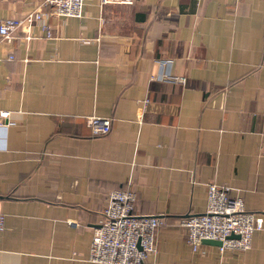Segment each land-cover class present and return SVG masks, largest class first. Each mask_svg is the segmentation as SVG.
Instances as JSON below:
<instances>
[{
  "label": "crops",
  "instance_id": "0c3cea01",
  "mask_svg": "<svg viewBox=\"0 0 264 264\" xmlns=\"http://www.w3.org/2000/svg\"><path fill=\"white\" fill-rule=\"evenodd\" d=\"M40 2L0 0V20ZM85 3L52 37L23 25L0 42V264H102L88 257L117 188L164 218L144 264H264V229L221 256L179 226L213 181L264 218V0Z\"/></svg>",
  "mask_w": 264,
  "mask_h": 264
},
{
  "label": "built area",
  "instance_id": "2783aa9c",
  "mask_svg": "<svg viewBox=\"0 0 264 264\" xmlns=\"http://www.w3.org/2000/svg\"><path fill=\"white\" fill-rule=\"evenodd\" d=\"M85 4V0H41L38 7L23 17L0 20V42H12L23 25L38 26L48 37H52L50 18L82 17ZM43 7L49 9L46 11ZM32 37L31 32L25 36L27 40ZM9 57L14 58L13 55ZM167 61L160 60V64L164 65ZM163 79L186 82L185 76L176 74H166ZM86 121L94 135H104L111 130L109 117L91 115L86 116ZM136 203L137 193L132 189L117 188L111 192L94 231L89 260L102 264H144L151 254L157 252L158 232L164 218L157 214L138 213ZM4 226L5 215L0 210V230ZM179 226L184 231L186 243L193 250H201L204 239H216L221 241L218 250L224 256L251 248L254 233L264 229V218L257 212L249 211L243 197L234 195L229 185L213 181L208 184L205 211L181 218Z\"/></svg>",
  "mask_w": 264,
  "mask_h": 264
},
{
  "label": "water",
  "instance_id": "95a60500",
  "mask_svg": "<svg viewBox=\"0 0 264 264\" xmlns=\"http://www.w3.org/2000/svg\"><path fill=\"white\" fill-rule=\"evenodd\" d=\"M202 242L204 244L221 245V241L220 240H216V239H204Z\"/></svg>",
  "mask_w": 264,
  "mask_h": 264
}]
</instances>
